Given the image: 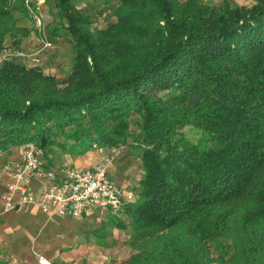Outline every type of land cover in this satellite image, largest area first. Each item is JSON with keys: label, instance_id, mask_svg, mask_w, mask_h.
<instances>
[{"label": "trees", "instance_id": "obj_1", "mask_svg": "<svg viewBox=\"0 0 264 264\" xmlns=\"http://www.w3.org/2000/svg\"><path fill=\"white\" fill-rule=\"evenodd\" d=\"M54 1L72 71L2 60L0 152L132 146L143 178L122 203L133 249L122 264H264V0H115L104 28ZM28 12L0 0V54L30 33L17 16ZM187 126L209 144L189 142Z\"/></svg>", "mask_w": 264, "mask_h": 264}, {"label": "crops", "instance_id": "obj_2", "mask_svg": "<svg viewBox=\"0 0 264 264\" xmlns=\"http://www.w3.org/2000/svg\"><path fill=\"white\" fill-rule=\"evenodd\" d=\"M229 1L247 5L256 0ZM28 2L30 5L37 4L36 0H25L26 5ZM73 3L99 28L115 20L114 14L108 16L106 12L108 9L113 13L118 3L115 0L110 3L107 0H73ZM54 5V0H46L40 5L37 14L41 22L30 11L28 15H22L35 21L39 33L30 30L28 35L19 38V43L21 46L35 47L40 42V36L46 40L44 42H51L52 46H45L44 43L40 48L42 50L37 53L40 60L37 67L46 74L60 78L64 77L62 75L68 69L58 67L69 57L72 67L75 52L73 40L65 29L59 28L58 33L51 31V28L59 27L65 21ZM40 64L49 67L56 65L57 68L50 72ZM24 145L12 146L0 152V264H39L40 256L46 257L52 264H122L126 261L133 252L130 246L132 229L122 206L110 207L108 210L90 208L79 219L46 213L34 204L5 210L4 194L10 182V172L20 160ZM121 148L96 147L81 155L63 153L59 149L51 151L48 156L42 153L43 168L33 177V187L38 190L46 185L62 183L67 167L89 168L109 157L111 178L123 190L133 192L137 197L132 185L138 187L143 174L140 177L135 175L137 157ZM121 221L127 226H121Z\"/></svg>", "mask_w": 264, "mask_h": 264}, {"label": "built area", "instance_id": "obj_3", "mask_svg": "<svg viewBox=\"0 0 264 264\" xmlns=\"http://www.w3.org/2000/svg\"><path fill=\"white\" fill-rule=\"evenodd\" d=\"M45 1L36 0V5L27 3L29 11L39 22L41 20L37 13ZM45 46H52V43L45 42ZM42 153L34 142L25 143L20 160L10 172V182L4 194L6 211L34 204L46 213L79 219L90 208L108 210L136 199L133 192L123 190L111 178L109 157L89 168L67 167L62 183L36 190L32 182L35 174L42 171ZM38 263L52 264L44 256L39 257Z\"/></svg>", "mask_w": 264, "mask_h": 264}, {"label": "rangeland", "instance_id": "obj_4", "mask_svg": "<svg viewBox=\"0 0 264 264\" xmlns=\"http://www.w3.org/2000/svg\"><path fill=\"white\" fill-rule=\"evenodd\" d=\"M109 3L111 2V0H107ZM204 2L210 3V4H220L222 2V0H203ZM239 2H243V0H238ZM236 3V2H235ZM234 4V3H233ZM54 7L56 8V6L54 5ZM112 7V6H111ZM108 16H112L114 13H112V11H108V9L106 10ZM18 16V24L21 26H26L28 27L30 30L39 33V29L35 28V21L29 17V16H22L21 14H17ZM67 33V32H66ZM20 37H14V36H9L6 42V48L4 49V51L0 54V63L2 62V60L4 59H15L18 62H23L25 63L28 67H33V66H38L39 65V58L37 56V53L39 52V50H42L40 48H42V46H44V41H46L45 39H42V37L40 36V42L37 46L32 47L29 45H24L21 46V42L19 43ZM28 47H31L28 49ZM36 48V49H35ZM35 49V50H34ZM71 56V54H70ZM74 56V55H73ZM72 56V57H73ZM49 57V56H47ZM70 59L69 58H65L58 69L60 68H64V69H69L72 71V67H71V63H70ZM43 65V64H40ZM42 68L44 67L46 70L48 71H55V69L57 68L56 65H52V67H49L48 65H43L41 66ZM59 71V70H58ZM57 71V72H58ZM64 73L62 76L64 77H60L61 79L66 78L70 73L69 72ZM62 74V73H61ZM65 74L67 76H65ZM165 92H163L162 94H164ZM176 92L175 91H171L168 93V95H174ZM138 131L137 128V124H136V117L134 116L133 120H131V128H130V132H136ZM183 134L185 135L186 139L190 142V141H194V142H198L202 143L203 145H207L209 144L208 141H206L205 135L203 134V132L195 127H185L183 129ZM133 142V136L128 135V143ZM121 149H125V151H131L136 157H137V167L134 169V173L137 177H140V175L143 174V170H142V166H141V160L140 158L136 155V149L133 148L132 146H122ZM134 188V190L137 191V185L133 184L132 185Z\"/></svg>", "mask_w": 264, "mask_h": 264}]
</instances>
